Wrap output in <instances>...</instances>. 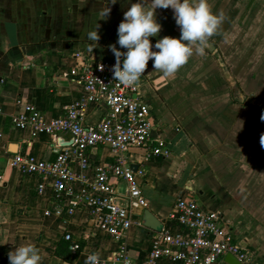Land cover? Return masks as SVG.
I'll return each mask as SVG.
<instances>
[{
	"label": "crops",
	"instance_id": "1",
	"mask_svg": "<svg viewBox=\"0 0 264 264\" xmlns=\"http://www.w3.org/2000/svg\"><path fill=\"white\" fill-rule=\"evenodd\" d=\"M262 2L257 8H261L264 22ZM131 3L0 0V264H9L8 252L26 243L40 249V264H85L93 252L110 262L117 243L97 231L85 211L64 218L45 217L50 193L37 196V180L9 165L16 154L53 160L59 149L70 143V135L32 140L29 129L13 128L11 116L18 111V100L33 105L46 119L61 116L81 94L69 71L78 59L115 57L108 46L116 43L118 25ZM107 8L111 10L104 16ZM211 10L222 13L224 19L209 39L217 43L227 61L232 51L225 53V45H235L234 36L229 37L232 20H227L232 12L225 13L221 1L213 3ZM155 14L162 30L149 38L153 45L165 36H180L171 8H158ZM97 26L100 39L95 43L88 39V33ZM195 47L188 62L174 75L155 71L151 59L142 75L139 95L149 104L159 132L170 141L171 155L148 163L145 175L138 178L149 205L144 211L136 210L134 219L143 222L145 212H150L160 222L177 199L192 198L201 208L221 213L239 245L250 255L245 264H264V148L260 144L264 85L255 87L252 82L239 80L231 67L246 97L239 94L236 82L234 86L227 82L216 60L206 52L197 54ZM102 113L103 109H91L85 123H96ZM91 159L96 164H108L111 155L107 149H97ZM119 188H124L123 183ZM152 231L146 227L129 231L128 252L137 264L149 251ZM65 235L80 245L77 254L69 251ZM216 264L228 263L224 257Z\"/></svg>",
	"mask_w": 264,
	"mask_h": 264
},
{
	"label": "built area",
	"instance_id": "2",
	"mask_svg": "<svg viewBox=\"0 0 264 264\" xmlns=\"http://www.w3.org/2000/svg\"><path fill=\"white\" fill-rule=\"evenodd\" d=\"M115 63V57L78 59L69 76L81 87V94L59 117L46 119L33 105L18 100V111L11 116L13 128L29 129L32 140L59 134H69L71 140L53 160L16 154L9 165L37 180V196L50 193L45 217L64 218L85 211L92 226L117 243L110 262L100 260V264H125L126 260L137 264L129 255L127 236L132 227L145 228L134 216L149 205L138 178L145 175L148 163L167 159L171 149L149 104L139 95L142 76L134 86L121 85L113 78ZM93 108L103 113L96 123L86 124ZM97 149H107L111 162L96 164L91 158ZM64 239L76 254L80 245L69 235ZM227 255L240 264L250 261L221 213L201 208L192 198H179L152 231L149 251L139 264H216Z\"/></svg>",
	"mask_w": 264,
	"mask_h": 264
},
{
	"label": "clouds",
	"instance_id": "3",
	"mask_svg": "<svg viewBox=\"0 0 264 264\" xmlns=\"http://www.w3.org/2000/svg\"><path fill=\"white\" fill-rule=\"evenodd\" d=\"M117 2L118 0H111L112 4ZM128 2L131 3V0ZM158 8L173 10L180 36H165L153 45L149 38L158 36L162 30L155 14ZM110 10L107 8L104 16ZM223 19L222 13L212 12L208 0H151L150 3L147 0H138L131 3L118 25L116 43L108 46L116 58L112 67L113 78L124 86L136 85L150 59L155 71L159 70L165 76L174 75L193 55L194 45L197 54H205L210 47L209 38L217 33ZM97 29L98 26L88 33V39L95 43L100 39ZM117 44L126 51H120ZM261 120H264V114L261 115ZM260 144L264 148V134H261ZM42 258L40 249L32 243L8 252L9 264H40ZM85 264H100L99 252L89 254ZM125 264H130V261L126 260Z\"/></svg>",
	"mask_w": 264,
	"mask_h": 264
},
{
	"label": "rangeland",
	"instance_id": "4",
	"mask_svg": "<svg viewBox=\"0 0 264 264\" xmlns=\"http://www.w3.org/2000/svg\"><path fill=\"white\" fill-rule=\"evenodd\" d=\"M220 1L225 13L232 12L228 14L227 18V20H232V28L229 29L230 35L227 33L226 36H234L232 40L235 41V45L233 44L230 47L229 44L225 45L227 47L224 50L225 53L228 54L230 50L232 51L231 54H228L227 61L222 56L217 43L210 39V47L205 52L216 60L222 69L223 75L228 79H226L227 82L232 83L233 86L236 82L240 91L239 94H243L240 81H237L232 74L231 67L236 71L239 80L252 82L255 87L264 85V22L261 18L263 16L261 8H257L263 2L262 0H208L210 6ZM234 93L237 96L238 92ZM251 98L257 100L261 97H248V99Z\"/></svg>",
	"mask_w": 264,
	"mask_h": 264
},
{
	"label": "water",
	"instance_id": "5",
	"mask_svg": "<svg viewBox=\"0 0 264 264\" xmlns=\"http://www.w3.org/2000/svg\"><path fill=\"white\" fill-rule=\"evenodd\" d=\"M143 224L146 228L151 229V230H157L160 227V222L150 212H145ZM225 261L228 264H240L231 255H227L225 257Z\"/></svg>",
	"mask_w": 264,
	"mask_h": 264
},
{
	"label": "trees",
	"instance_id": "6",
	"mask_svg": "<svg viewBox=\"0 0 264 264\" xmlns=\"http://www.w3.org/2000/svg\"><path fill=\"white\" fill-rule=\"evenodd\" d=\"M77 253H78V252H77ZM77 253H76V254H77Z\"/></svg>",
	"mask_w": 264,
	"mask_h": 264
}]
</instances>
